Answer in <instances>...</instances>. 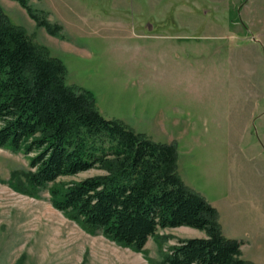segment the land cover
Returning <instances> with one entry per match:
<instances>
[{
    "label": "rangeland",
    "instance_id": "rangeland-1",
    "mask_svg": "<svg viewBox=\"0 0 264 264\" xmlns=\"http://www.w3.org/2000/svg\"><path fill=\"white\" fill-rule=\"evenodd\" d=\"M62 29L38 26L16 0L9 20L66 68L65 81L90 90L101 114L149 138L174 143L182 180L218 211L243 257L264 264V0H27ZM20 152L0 148V264H152L145 253L90 234L6 180L24 171ZM102 173L91 169L61 180ZM168 239L202 237L187 226Z\"/></svg>",
    "mask_w": 264,
    "mask_h": 264
},
{
    "label": "trees",
    "instance_id": "trees-1",
    "mask_svg": "<svg viewBox=\"0 0 264 264\" xmlns=\"http://www.w3.org/2000/svg\"><path fill=\"white\" fill-rule=\"evenodd\" d=\"M16 1L49 33L62 29ZM65 76V66L0 7V148L28 160L6 180L13 190L33 197L46 190L52 206L85 231L134 251L145 253L154 239L159 259L152 264H256L224 235L217 209L182 180L174 143L104 117L93 93ZM91 169L102 173L59 179ZM177 226L204 235L164 249L168 236L159 231Z\"/></svg>",
    "mask_w": 264,
    "mask_h": 264
},
{
    "label": "crops",
    "instance_id": "crops-1",
    "mask_svg": "<svg viewBox=\"0 0 264 264\" xmlns=\"http://www.w3.org/2000/svg\"><path fill=\"white\" fill-rule=\"evenodd\" d=\"M128 125V124H127ZM152 140H154V139H152ZM154 141H159V140H154ZM162 142V141H161Z\"/></svg>",
    "mask_w": 264,
    "mask_h": 264
}]
</instances>
